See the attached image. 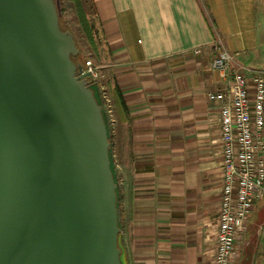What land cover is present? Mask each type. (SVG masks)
<instances>
[{
	"label": "crops",
	"instance_id": "1",
	"mask_svg": "<svg viewBox=\"0 0 264 264\" xmlns=\"http://www.w3.org/2000/svg\"><path fill=\"white\" fill-rule=\"evenodd\" d=\"M104 47L95 57L120 163L124 264H213L220 204V121L210 66L264 72V0H88ZM200 53L194 54L193 49ZM232 264H264V194Z\"/></svg>",
	"mask_w": 264,
	"mask_h": 264
},
{
	"label": "water",
	"instance_id": "2",
	"mask_svg": "<svg viewBox=\"0 0 264 264\" xmlns=\"http://www.w3.org/2000/svg\"><path fill=\"white\" fill-rule=\"evenodd\" d=\"M54 0H0V264H121L109 141Z\"/></svg>",
	"mask_w": 264,
	"mask_h": 264
},
{
	"label": "built area",
	"instance_id": "3",
	"mask_svg": "<svg viewBox=\"0 0 264 264\" xmlns=\"http://www.w3.org/2000/svg\"><path fill=\"white\" fill-rule=\"evenodd\" d=\"M200 53L199 48L192 50ZM232 54L221 49L210 66L225 81L206 97L218 103L220 121V204L213 264H232L235 240L244 230L253 202L264 194V72L247 68L230 73ZM99 83L102 74L90 59L80 73Z\"/></svg>",
	"mask_w": 264,
	"mask_h": 264
},
{
	"label": "trees",
	"instance_id": "4",
	"mask_svg": "<svg viewBox=\"0 0 264 264\" xmlns=\"http://www.w3.org/2000/svg\"><path fill=\"white\" fill-rule=\"evenodd\" d=\"M54 1H55L57 12H58L60 27L62 29H64L60 23V16H59V11H58V7H57V0H54ZM69 1H71L73 4V8H74V11H75V14L77 17V21H78V24H79L81 31L83 32V34H84L87 42L89 43L90 47L92 48V50L97 55L99 52V46L104 47L105 42H104V38H102L100 36L99 20L96 16L92 6L89 4L88 0H69ZM76 45H77V43H76ZM71 58L75 63L82 64V65L84 64L85 60H82V61L80 60V52H78L77 55L72 56ZM90 86L94 92V95H95L98 103L102 106V103H103L102 100L103 99L105 100V97L103 96V90H102L100 84L97 82L90 81ZM105 102H106V100H105ZM102 114H103L104 122L106 125V119L104 116L103 108H102ZM106 130H107V125H106ZM107 136H108V141H109L108 154H109V160H110V168H111V171L113 174V179L115 182L114 173H113V169H112V159L110 156L111 141H110V136L108 135V132H107ZM118 184L119 183H116V207H117L118 226L120 227V225H119V207H118L120 197L118 194ZM118 248L120 249L119 243H118ZM120 261H121V264H124V260H123V256H122L121 252H120Z\"/></svg>",
	"mask_w": 264,
	"mask_h": 264
},
{
	"label": "rangeland",
	"instance_id": "5",
	"mask_svg": "<svg viewBox=\"0 0 264 264\" xmlns=\"http://www.w3.org/2000/svg\"><path fill=\"white\" fill-rule=\"evenodd\" d=\"M57 7L60 16V23L64 29L69 30L78 45L80 52V60L90 59L96 66L99 68V62H97L94 51L87 42L83 32L81 31L77 17L73 8V4L69 0H57ZM100 84V83H99ZM102 108L104 111V116L106 119L107 132L110 136L111 147H110V156L112 159V169L114 173L115 182L119 183L121 176L125 175V168L120 163V158L118 156V150L116 148L115 142V127L112 121V117L109 115L107 110V103L105 100H102Z\"/></svg>",
	"mask_w": 264,
	"mask_h": 264
}]
</instances>
